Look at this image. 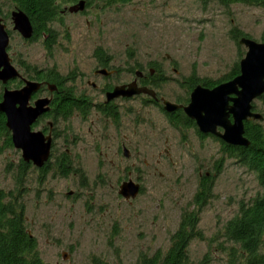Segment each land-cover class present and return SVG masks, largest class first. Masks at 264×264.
I'll return each mask as SVG.
<instances>
[{
	"label": "rangeland",
	"instance_id": "374dc122",
	"mask_svg": "<svg viewBox=\"0 0 264 264\" xmlns=\"http://www.w3.org/2000/svg\"><path fill=\"white\" fill-rule=\"evenodd\" d=\"M7 4L11 12L14 6L10 1ZM60 20L53 23L58 38L51 51L44 49L41 38H20L9 20V54L14 62L40 71L55 69L62 77L76 76L75 86L82 87L79 80L89 78L96 67L93 51L101 48L115 58L113 64L121 74L154 61L168 65L170 59L183 79L192 74L219 81L243 57L234 34L258 37L264 10L241 4L223 7L216 0H131L115 5L97 0L86 13ZM180 83L174 79L162 86L170 102L186 94ZM149 113L151 119L160 121L153 109ZM57 124L61 126L57 144L68 145L79 158L67 177L52 170L41 178V173L29 168L19 184L20 153L4 147L0 155V187L23 205L26 231L36 240L45 263L136 264L144 255L164 254L181 212L195 194L198 172L210 171L212 161L222 165L212 198L200 212L197 228L202 238L188 245L189 260L191 264H226L230 250L238 249L221 236L223 226L242 203L248 205L264 189L221 146L197 140L176 145L177 135L168 131L172 163L155 165L152 156L164 146L154 145L159 136L151 139V128L144 126L137 128L135 159L127 162L114 158L117 142L113 137L104 139L100 128L90 133L83 128L81 137L72 141L63 128L66 122ZM128 176L141 186L131 201L117 192Z\"/></svg>",
	"mask_w": 264,
	"mask_h": 264
},
{
	"label": "flooded vegetation",
	"instance_id": "af4514ba",
	"mask_svg": "<svg viewBox=\"0 0 264 264\" xmlns=\"http://www.w3.org/2000/svg\"><path fill=\"white\" fill-rule=\"evenodd\" d=\"M8 1L9 0H0V26L4 27L6 33L9 36V39L11 40V35L9 31V20L12 25V31L17 33L13 29L11 13L19 9L14 6L13 10L9 12V9H7ZM80 1H84L85 3L84 10L82 12L70 13L68 9L73 7ZM80 1L76 3H70L67 4V6L62 7L61 11L59 12L60 18L62 19L69 15L80 16L81 14L86 13L90 7V4L93 3L90 0L89 1L80 0ZM231 5L233 4H230L228 6ZM241 5H245L248 8H260L264 10V6L260 4L245 3ZM60 18L59 20L57 18L56 20L52 21L49 24L51 30L56 32V30L53 28V23L61 21ZM65 32L68 33L67 30H65ZM236 37L238 39L237 43L240 39L243 38L246 40L253 41L257 44L264 45V25L262 29L259 31L258 37L256 38H253L247 33L243 34L240 32L235 33L233 39L236 40ZM240 47H242L243 50V57H242L243 59L248 50L245 46H240ZM96 52H102L103 54L101 57H99L96 56L95 54ZM7 53L11 59V64L19 72L21 78L10 80L5 85L0 83L1 99L4 89L13 90V91L20 90L24 86V80L42 84L40 90L32 96L29 102L30 105H32L33 102L38 99H50L49 112L40 116L31 127L32 132H40L44 135V137H51L50 155L48 160L41 168H36L31 163H27V165L29 166L28 168H34L33 170H35V172L41 173L43 172V169L47 162L54 165H56V163L65 162L69 165L68 168H70L71 171L70 174H71L73 170L72 165L74 162H78L79 158L73 156V153L70 152L69 149H67L68 145H63V148H65V150L62 151L63 148L57 144L60 139V136L58 134V128H60L61 126L57 124V121L53 120V117L51 115V107L54 102V99L56 96H60V95L62 96V93L58 91L59 89L57 88L56 85L50 84L44 80L39 81L34 79L35 78L34 72L30 68V66L25 64L24 62H20V64L14 62L13 57L9 54L10 53L9 48L7 49ZM93 54L96 62V67L91 71L89 78L85 79L86 78L85 77L79 80L82 81L81 83L83 84L82 87L75 86L74 82H76V80L78 79V77L76 76H75L76 78L74 76H68L64 84V87L70 91L69 99L72 102H74L72 105L74 107H72L70 114L66 117L65 120L66 124L63 125L64 126L63 128L66 129V132L72 141L73 140L76 141L78 138L81 137L80 133L82 132L83 128H88L89 133L91 132L92 128H96L97 131L98 128H100V132L102 133L104 139H110L111 137H113L114 140H116L117 142L116 153L114 154L115 156L114 158H117L118 160H125L127 162H130L131 160L135 159L137 128H141L145 126L151 128V130L149 131L151 135L150 137L151 139L153 137L158 138L159 136V141H157L154 145L159 147V145L163 143L164 146L162 152L157 153L155 157L152 156L153 160L155 158V160L153 161L155 165H159L162 162L172 163L173 157L170 152V148H171L170 147L171 145L169 144L170 139L168 136H166L168 131H172L177 135L176 145L177 144H180L181 146L188 145L190 142H194L195 140H197L202 142H208L212 145L213 144L219 145L221 146L222 151L225 148L239 147L225 143L217 135V134L221 135L224 133V129L220 126L215 128L216 134H210V133L204 134L199 131L195 122L186 116L182 108L174 110L172 112H166L164 110V102H170V101L167 100L166 97L162 94L161 88L169 81H172L174 79L177 80L180 79L181 81L180 86L185 88L186 94L180 100L170 103L178 106L186 107L190 103L191 92L197 86H200L205 89H213L222 83L231 81L236 76H238L240 72L232 78L229 79L224 78L223 80H219V81L212 80L209 78H199L192 74L188 78L183 79L179 77L180 74L178 73V70L171 67V61L170 59H168L169 60L168 65H165V62L163 61L162 62L154 61L150 64H147L144 67L138 66V67L129 68L127 71H124L122 73L126 75H124V77H121L120 75L122 74L119 72L120 69L113 64V61L115 60L114 57H112L111 55H107L101 48H96L93 51ZM172 74L174 76H172ZM189 80L194 81L195 84H193L192 86L189 84L190 85L189 86L188 85ZM204 81H208L209 85L204 84L203 83ZM47 84L54 85L56 89L53 92H50L47 88ZM115 88H123L124 92L126 90L128 91L129 88H131L135 90H140V93L134 95H120L115 99L108 100L107 95L111 94ZM234 97H235L234 95H231L229 98H234ZM231 105L232 102L229 101L228 106L231 107ZM263 107H264V93L260 97L252 101L251 103V113L259 115L260 119L254 120L253 118H248L246 121L243 122L244 138L248 139L247 134L250 128L251 129L258 128L264 136V111L262 110ZM150 109H153L157 113V115L160 118L159 119L160 121H155L150 118L149 115ZM228 121L231 124L233 123V119L231 115L228 117ZM75 122H78V124L75 125ZM5 124H6V120H5ZM80 128L82 129L80 130ZM18 152L20 153L19 164L21 166V163H26V162L21 157V151ZM63 154H65V156H63ZM225 155L227 156V154ZM143 163L150 164V161L144 160ZM221 165H222L221 162L219 165L216 164V162L212 161L209 164L210 171H206L205 173L199 171L197 184L204 177L213 181L217 176L218 168H219L218 166ZM52 170L55 169L52 168L50 171ZM44 175H47V173ZM129 181L139 186V194H140L141 186L139 185V183L134 182L130 176H128L127 179L121 181L117 192H119L120 186L123 183H127ZM69 193H73V192H69Z\"/></svg>",
	"mask_w": 264,
	"mask_h": 264
},
{
	"label": "trees",
	"instance_id": "16d2710c",
	"mask_svg": "<svg viewBox=\"0 0 264 264\" xmlns=\"http://www.w3.org/2000/svg\"><path fill=\"white\" fill-rule=\"evenodd\" d=\"M13 6L24 12L33 27L31 41L41 38L46 51H51L58 35L50 29L49 24L60 18L61 6L76 3L80 0H9ZM89 1V0H85ZM91 2L97 0H90ZM104 5L126 4L131 0H99ZM220 6L228 7L230 4H260L264 0H217ZM237 39V37H236ZM30 41V40H29ZM101 57L102 52H96ZM32 69V68H31ZM36 80L47 81L54 84L62 93L56 96L51 107L54 121H65L70 114L74 102L69 99L70 91L64 87L66 77H62L55 69L37 71L32 69ZM239 73V66L226 76L232 78ZM209 85L208 81L203 82ZM195 84L189 80L188 85ZM189 85V86H190ZM205 85V86H206ZM64 92V93H63ZM1 101V94H0ZM72 103V104H71ZM79 103V102H76ZM59 120V121H58ZM249 145L247 147L225 148L223 152L229 158L237 160L243 167L253 173L258 184L264 189V136L258 128L248 131ZM2 140H4L2 142ZM1 143L3 145L1 146ZM4 147H12L10 133L5 127V117L0 113V155ZM65 156V154H63ZM220 165V162L218 163ZM27 163H21L17 180L19 184L28 170ZM69 165L65 162L46 163L41 178L52 168L54 172L67 177L70 175ZM219 168L221 166H218ZM218 168V173L220 169ZM197 189L187 208L181 214L176 231L170 237L169 248L162 254L157 252L153 256H142L136 264H191L188 256V245L194 239H201L198 231L200 212L212 198L214 180L206 177L197 184ZM21 186V185H20ZM19 188V186H18ZM19 191V189H18ZM194 207V208H192ZM221 236L226 242L237 246L230 250L226 264H264V191L255 197L248 205L243 203L239 211L223 226ZM236 249V250H235ZM0 264H48L45 263L38 252L36 240L28 234L25 227L24 208L17 196L6 192L0 187Z\"/></svg>",
	"mask_w": 264,
	"mask_h": 264
},
{
	"label": "water",
	"instance_id": "95a60500",
	"mask_svg": "<svg viewBox=\"0 0 264 264\" xmlns=\"http://www.w3.org/2000/svg\"><path fill=\"white\" fill-rule=\"evenodd\" d=\"M84 1L69 8L70 13L82 12ZM13 29L19 36L29 41L33 37V27L20 10L11 13ZM10 39L3 26H0V83L21 78L19 72L11 64L7 53ZM238 45L245 46L247 53L239 61V72L231 81L222 83L213 89L197 86L190 94V103L178 106L164 102V110L172 112L182 108L186 116L195 122L199 131L204 134H216L215 128L224 129L223 134H217L225 143L232 146L247 147L249 141L243 137V122L248 118L259 120L260 116L251 113V103L264 93V45L253 41L240 39ZM42 84L24 80L20 90L4 89L0 102V113L5 116L6 128L10 133L11 144L16 151H21V157L26 163L41 168L48 160L51 148V137H44L40 132H32L31 127L36 120L50 110V99H38L29 104L32 96L38 92ZM50 92L56 88L47 84ZM140 90L115 88L107 95L108 100L120 95L139 94ZM234 95V98H229ZM231 101V107L228 102ZM231 115L233 123L228 121ZM71 193H69L70 195ZM118 194L126 201L134 200L139 194V186L131 181L120 186Z\"/></svg>",
	"mask_w": 264,
	"mask_h": 264
}]
</instances>
